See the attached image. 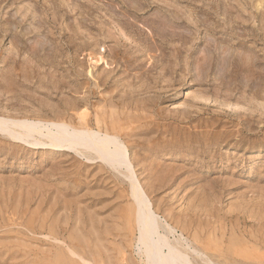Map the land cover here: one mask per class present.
<instances>
[{
	"label": "rangeland",
	"instance_id": "374dc122",
	"mask_svg": "<svg viewBox=\"0 0 264 264\" xmlns=\"http://www.w3.org/2000/svg\"><path fill=\"white\" fill-rule=\"evenodd\" d=\"M174 251L264 264V0H0V264Z\"/></svg>",
	"mask_w": 264,
	"mask_h": 264
},
{
	"label": "bare ground",
	"instance_id": "6f19581e",
	"mask_svg": "<svg viewBox=\"0 0 264 264\" xmlns=\"http://www.w3.org/2000/svg\"><path fill=\"white\" fill-rule=\"evenodd\" d=\"M39 125H38V128H40V127H42V126H44V125H46V124H50V125H63V124H54V122H46V124L45 123H43V122H37ZM10 126V125H9ZM38 128H35V127H33V128H31V129H28L27 130V135H24V136H22L17 130H13V129H9V130H7L8 131V133H9V135H10V137L11 138H13V140H15L14 138H16V139H20V140H22V141H25L26 143H30L29 141H28V138L27 137H29L30 135L29 134H33V133H38L39 134V129ZM72 130L74 131V133H76L78 130L77 129H74V128H72ZM2 131V130H1ZM4 131V130H3ZM50 132V131H49ZM68 131H66V130H64L63 132L62 131H58L56 134H53V133H51L50 132V134L51 135H54L56 138H58V139H60V138H62V137H66L69 133H67ZM101 131H99V133H100ZM106 135V137H109V135L108 134H105ZM55 138V139H56ZM34 141H35V139H34ZM70 142H72V141H70ZM69 141H68V143H70ZM60 143H61V141H60ZM30 144H33V142H31ZM56 144H57V142H56ZM56 144H54V142H53V144L52 145H55V146H58V144L56 145ZM60 146H58V147H63V146H61V145H64V144H59ZM65 146V145H64ZM116 157V156H115ZM151 222H153V221H151L150 219L148 220V222H147V226H148V228H150V230H149V232H151L152 230H154L153 229V224H154V222L153 223H151ZM154 233L155 234H153V231L151 232V234L150 233H148V234H150V236H153V235H156V232H155V230H154ZM156 243V242H155ZM160 244H161V242H160ZM155 245V244H154ZM156 246V245H155ZM154 246V247H155ZM164 246V245H163ZM153 247V248H154ZM158 247V246H157ZM157 247H155L154 249H156ZM157 249H160V247L159 248H157ZM158 251H160V250H158ZM153 252L155 253V252H157V250L156 251H154L153 250ZM179 257H181V255L178 253V252H176V251H174V254L170 257V261H168L167 260V264H176V262L179 260L178 259V256ZM159 256H160V253H159ZM165 263H166V261H165ZM87 264H89V263H87Z\"/></svg>",
	"mask_w": 264,
	"mask_h": 264
}]
</instances>
